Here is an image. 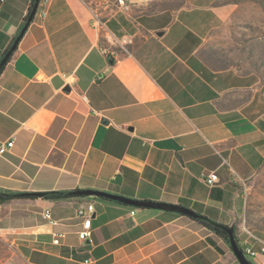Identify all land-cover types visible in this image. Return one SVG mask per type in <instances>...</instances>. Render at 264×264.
<instances>
[{"label": "crops", "instance_id": "crops-1", "mask_svg": "<svg viewBox=\"0 0 264 264\" xmlns=\"http://www.w3.org/2000/svg\"><path fill=\"white\" fill-rule=\"evenodd\" d=\"M30 4L0 0V60ZM190 5L176 17L109 10L98 31L78 0H39L0 73V144L13 141L0 155V190L176 205L233 227L238 239L241 184L264 165V88L252 72L208 61L190 18L206 8ZM213 171L219 182L209 186ZM79 203L94 206L85 240ZM197 220L90 196L13 200L0 204L10 250L0 264H240ZM248 258L264 264L263 253Z\"/></svg>", "mask_w": 264, "mask_h": 264}, {"label": "rangeland", "instance_id": "rangeland-1", "mask_svg": "<svg viewBox=\"0 0 264 264\" xmlns=\"http://www.w3.org/2000/svg\"><path fill=\"white\" fill-rule=\"evenodd\" d=\"M127 1L144 13H163L166 17L185 14L192 9L190 4L206 8L190 18L200 25L202 51L208 61L214 67L231 66L237 72H252L264 88V0ZM241 196L244 213L237 231L245 226L255 236L264 238V165L253 179L245 182ZM9 254L8 246L0 240V262Z\"/></svg>", "mask_w": 264, "mask_h": 264}, {"label": "built area", "instance_id": "built-area-1", "mask_svg": "<svg viewBox=\"0 0 264 264\" xmlns=\"http://www.w3.org/2000/svg\"><path fill=\"white\" fill-rule=\"evenodd\" d=\"M3 1V0H1ZM78 2L88 11L90 15V22L94 29L98 31L106 30V11L109 10H122L129 11L130 3L127 0H78ZM13 146V141L0 144V155L6 153ZM224 165H228L227 160L222 157ZM207 185L215 186L219 182L218 175L215 171L208 173L204 176ZM243 191H245V183L241 184ZM94 213V206L92 203H79L76 209V215L82 220L83 230L79 232L78 238L85 240L90 236L91 218ZM134 214V212H131ZM48 213L46 218H48ZM64 237L62 234L55 235L53 244H59L60 240ZM238 245L243 255L247 257H255L258 253L264 254V238L255 236L249 229L242 226L238 234ZM258 245V250L252 249V245ZM84 264H91L89 260H84Z\"/></svg>", "mask_w": 264, "mask_h": 264}, {"label": "water", "instance_id": "water-1", "mask_svg": "<svg viewBox=\"0 0 264 264\" xmlns=\"http://www.w3.org/2000/svg\"><path fill=\"white\" fill-rule=\"evenodd\" d=\"M38 4H39V0H35L34 5L31 9V11L29 12V16L27 17L22 29L20 30V32L18 34V36L14 39L12 45L10 46V48L6 51V53L4 54L2 59L0 60V68H2L6 64L9 57L15 51L19 40L21 39V37L25 33L28 25L31 23V21L35 15ZM51 82H52L54 87H58L62 84V81L59 79L58 76L54 77ZM64 90L68 91V88L65 87ZM42 194L43 193H24V195L36 196V197H40ZM72 194L74 196H78V197L90 196V197L106 199V200L118 202V203H121V204H124L127 206H131V207L170 211V212H174V213H178V214L187 216L193 220L203 218V217L197 215L196 213H194L193 211H191L187 208H184V207H180V206H176V205H169V204H165V203L150 202V201H136V200H131L128 198H124V197H120L117 195H112V194H108V193H104V192H100V191L81 190V191H73ZM225 232L228 235V243L232 249V252L234 253L235 257L237 258L238 262L240 264H250L236 243V240L234 238L233 229L227 228V229H225Z\"/></svg>", "mask_w": 264, "mask_h": 264}, {"label": "trees", "instance_id": "trees-1", "mask_svg": "<svg viewBox=\"0 0 264 264\" xmlns=\"http://www.w3.org/2000/svg\"><path fill=\"white\" fill-rule=\"evenodd\" d=\"M34 1L35 0H31L29 12L31 11V9L34 5ZM29 12H28V14L24 20V23H25L27 17L29 16ZM2 68H0V73L2 71ZM72 198H78V196H74L72 194V192H63V191L58 192L57 191V192H45L40 197H36V196H27V195H24V193H12V192H8V191L0 190V204H5V203H9L13 200H21V199H29V200L42 199V200H46V201H55V200H64V199H72ZM102 200H106V199H102ZM106 201H110V200H106ZM116 203H118V202H116ZM119 204H121V203H119ZM197 222L202 224L203 226L210 228L216 235H218L219 237L224 239L226 242H228V235L225 232V229H227L226 226L213 223L204 217L202 219H198ZM232 229L234 232V238H235L236 243L238 245V240L235 237V229L233 227H232ZM238 247H239V245H238Z\"/></svg>", "mask_w": 264, "mask_h": 264}]
</instances>
